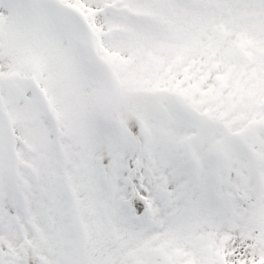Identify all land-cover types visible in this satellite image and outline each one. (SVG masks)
<instances>
[{
	"label": "snow or ice",
	"instance_id": "1",
	"mask_svg": "<svg viewBox=\"0 0 264 264\" xmlns=\"http://www.w3.org/2000/svg\"><path fill=\"white\" fill-rule=\"evenodd\" d=\"M0 264H264V0H0Z\"/></svg>",
	"mask_w": 264,
	"mask_h": 264
}]
</instances>
